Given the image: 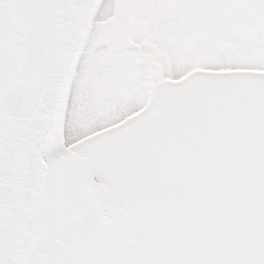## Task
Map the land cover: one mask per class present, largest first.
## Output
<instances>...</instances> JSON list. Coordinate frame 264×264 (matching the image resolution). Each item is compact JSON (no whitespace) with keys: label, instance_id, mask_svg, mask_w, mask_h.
I'll list each match as a JSON object with an SVG mask.
<instances>
[{"label":"snow or ice","instance_id":"snow-or-ice-1","mask_svg":"<svg viewBox=\"0 0 264 264\" xmlns=\"http://www.w3.org/2000/svg\"><path fill=\"white\" fill-rule=\"evenodd\" d=\"M0 264H264V0H0Z\"/></svg>","mask_w":264,"mask_h":264}]
</instances>
